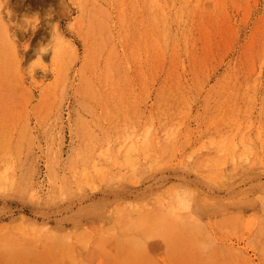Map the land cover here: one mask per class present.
<instances>
[{
  "label": "rangeland",
  "instance_id": "374dc122",
  "mask_svg": "<svg viewBox=\"0 0 264 264\" xmlns=\"http://www.w3.org/2000/svg\"><path fill=\"white\" fill-rule=\"evenodd\" d=\"M0 7V264H264V0Z\"/></svg>",
  "mask_w": 264,
  "mask_h": 264
},
{
  "label": "clouds",
  "instance_id": "9594fccd",
  "mask_svg": "<svg viewBox=\"0 0 264 264\" xmlns=\"http://www.w3.org/2000/svg\"><path fill=\"white\" fill-rule=\"evenodd\" d=\"M72 29L69 28V31ZM51 48L48 45H43L38 50V56L41 57L48 53ZM52 51V49H51ZM191 212V199L187 192V190H177L174 194V205L171 209V214H173L177 219H182L185 215ZM192 217H189L191 220ZM207 239H211V234H208ZM210 244L208 243H200L199 247L202 252H207L210 248Z\"/></svg>",
  "mask_w": 264,
  "mask_h": 264
},
{
  "label": "bare ground",
  "instance_id": "6f19581e",
  "mask_svg": "<svg viewBox=\"0 0 264 264\" xmlns=\"http://www.w3.org/2000/svg\"><path fill=\"white\" fill-rule=\"evenodd\" d=\"M178 1H176V3H177ZM180 4V3H179ZM98 7V6H97ZM176 7V6H175ZM0 9H1V7H0ZM97 9V8H96ZM96 9H95V11H96ZM98 9H100V7L98 8ZM156 9V8H155ZM175 9V8H174ZM103 10L101 9V12H102ZM98 12V11H97ZM98 14L99 13H97V15H95V16H98ZM1 16V15H0ZM100 16H101V14H100ZM103 17V16H102ZM106 17H107V15H106ZM2 18V20L0 19V25H1V23H2V21H3V17H1ZM99 18H101V17H99ZM99 18H98V20H99ZM151 18V17H150ZM159 18V17H158ZM102 20H105V19H102ZM151 20H152V18H151ZM160 20V19H159ZM158 20V21H159ZM177 20V19H176ZM105 21H107V20H105ZM150 22H152V21H150ZM160 22V21H159ZM166 22V21H165ZM7 23V22H6ZM153 23V22H152ZM3 24H5V23H3ZM106 24V23H105ZM158 24V23H157ZM151 25V24H150ZM154 25V24H153ZM152 25V26H153ZM165 25H166V23H165ZM156 27H157V25H156ZM160 27V26H159ZM166 27V26H165ZM7 28V27H6ZM103 28V27H102ZM164 28V27H163ZM162 28V29H163ZM153 31H154V29H153ZM165 31V30H164ZM151 32V31H150ZM152 33V32H151ZM150 33V34H151ZM167 34V33H166ZM157 35V34H156ZM159 35V34H158ZM153 36V35H152ZM155 37V36H154ZM10 38V37H9ZM151 38V37H150ZM159 38V37H158ZM156 39H157V37H156ZM160 40H162V39H160ZM160 40H159V42H160ZM165 40V39H164ZM167 40V39H166ZM169 40V39H168ZM152 42V41H151ZM188 42V41H187ZM164 43V42H163ZM165 44V43H164ZM12 47V46H11ZM157 47V46H156ZM158 49H159V47H158ZM13 53H14V56L16 55V52H15V50L13 51ZM159 54V53H158ZM169 54V53H168ZM56 55V54H55ZM16 57V56H15ZM175 75V74H174ZM181 76V75H180ZM175 78V77H174ZM176 80V79H175ZM195 82V81H194ZM195 84V83H194ZM226 84H227V82H226ZM167 85V84H166ZM149 131H147L146 133H144V135H143V138H142V142L144 143V145H147V143H149ZM141 136L140 135H137V136H135V138L134 139H132L131 141H129V140H126L124 143H123V146H122V148H120L121 149V154H123L124 155V157H127V159H129L130 157L131 158H133V155H136L137 153H139L140 152V146H139V143L140 142H138L139 141V138H140ZM137 144H138V146H137ZM234 147L235 146H233L232 148H230L229 150V152H233V153H235L234 151H235V149H234ZM110 148H111V146H110ZM114 152V151H113ZM108 153V152H107ZM109 153H110V151H109ZM116 154V153H115ZM114 155V154H113ZM118 156V155H117ZM110 157V156H109ZM3 176L4 175H1V177H0V183H2L3 182ZM134 216V215H133ZM133 220V219H132ZM125 224V223H124ZM123 228V227H122ZM36 231V230H35ZM116 234V233H115ZM138 234V233H137ZM56 238V237H55ZM48 239V238H47ZM134 242V241H133ZM139 242V241H138ZM25 244V243H24ZM67 244V243H66ZM114 244V243H113ZM50 246V245H49ZM59 246V245H58ZM126 246V245H125ZM117 247V246H116ZM11 249V248H10ZM51 249V248H50ZM124 251V250H123ZM18 252V251H17ZM39 257V256H38ZM12 258V257H11ZM48 259V258H47ZM79 259V258H78ZM23 260V259H22ZM53 260V259H52ZM74 260V259H73ZM9 262V261H8ZM73 263V262H72ZM10 264V263H9ZM56 264V263H55ZM74 264V263H73ZM110 264V263H109Z\"/></svg>",
  "mask_w": 264,
  "mask_h": 264
}]
</instances>
